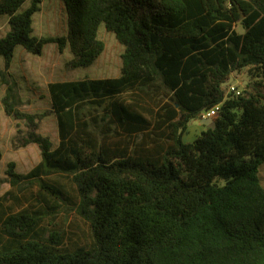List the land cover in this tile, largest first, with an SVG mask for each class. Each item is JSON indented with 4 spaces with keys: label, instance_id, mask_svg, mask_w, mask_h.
<instances>
[{
    "label": "trees",
    "instance_id": "16d2710c",
    "mask_svg": "<svg viewBox=\"0 0 264 264\" xmlns=\"http://www.w3.org/2000/svg\"><path fill=\"white\" fill-rule=\"evenodd\" d=\"M43 1L0 0L10 25L2 104L27 127L15 147L36 144L42 157L27 173L10 164V183L35 180L49 193L39 195L45 211L20 198L14 208L11 191L0 199V264H264V0H62L66 34L39 37ZM101 24L124 47L119 76L50 82L51 108L22 111L16 47L42 55L55 42L73 53L68 70L88 67L105 50ZM243 71L247 84L228 93L223 83ZM217 105L185 142L189 123ZM50 115L57 144L38 131ZM55 172L74 196L46 178ZM57 201L88 226L89 245L42 226Z\"/></svg>",
    "mask_w": 264,
    "mask_h": 264
},
{
    "label": "rangeland",
    "instance_id": "374dc122",
    "mask_svg": "<svg viewBox=\"0 0 264 264\" xmlns=\"http://www.w3.org/2000/svg\"><path fill=\"white\" fill-rule=\"evenodd\" d=\"M29 1L26 2L20 10L27 8ZM33 34L39 37H55L65 35L67 32V16L62 0H44L41 4V10L34 14ZM10 29L8 16L0 15V36H5ZM242 31V28L239 27ZM98 37L105 42V50L102 55L88 67L70 68L69 62L73 58L70 47L60 52L58 44L51 42L45 45L42 55L33 54L27 51L22 45L16 47L14 58L11 65V73L18 82V91L23 100L20 109L29 113H42L51 108V99L48 90V83L51 81L76 80L80 78H105L116 77L120 74L122 65L121 54L124 47L119 43L113 32L107 31L104 24H101L98 31ZM4 67V58L0 57V68ZM246 76L245 71L238 73ZM240 86L238 79L235 82ZM234 83V85H235ZM241 87V86H240ZM6 92V85L0 88V150L3 157L0 160V177L5 178L0 187V199L9 191L12 196L9 198V204L14 208L16 198H20L26 207H31L34 211L46 210V205L40 201L39 195L49 194L46 189L40 187L39 182L27 181L21 182L13 187L10 183L8 169L10 164H14V171L17 173H27L36 166L42 159L39 147L36 144H30L24 147H15L14 139L18 133H25L27 127L25 121L15 119L6 114L2 98ZM201 119H193L190 123L189 132L183 135L185 142H193L195 136L200 134L196 132L195 123L199 124ZM21 131V132H19ZM39 132L48 135L55 144L59 141V132L56 117L54 115L46 116L40 122ZM197 133V135H195ZM259 178L264 186V162L260 166ZM50 181H61L66 185L70 196H74L73 183L67 177L55 172L49 177ZM223 184L224 180L220 179ZM56 211L53 214H43L42 226L50 227L52 222L57 224V228L66 230L68 237L79 241L82 245H89L91 242L88 226L83 223L72 208L66 202H58ZM74 233V235H72Z\"/></svg>",
    "mask_w": 264,
    "mask_h": 264
},
{
    "label": "crops",
    "instance_id": "0c3cea01",
    "mask_svg": "<svg viewBox=\"0 0 264 264\" xmlns=\"http://www.w3.org/2000/svg\"><path fill=\"white\" fill-rule=\"evenodd\" d=\"M245 77L246 76H243V75H239V76H237V74H235V75H231V77H230V80L232 81V83L234 84L236 81H237V79H238V82L240 83H242L243 85H245V84H247V80L245 79ZM62 81H64V80H62ZM51 82H53V81H51ZM50 83V82H49ZM48 83V84H49ZM238 84H236L235 83V86H237ZM199 119H201V121H200V123L199 124H197V123H195L196 125H195V130H196V132L197 133H201L203 130H205L206 128H207V126H209L211 123L209 122V120H207V119H202L201 117L199 118ZM192 122V121H191ZM190 122V123H191ZM190 123H189V126H188V132H189V129H190ZM197 133L195 134V135H197ZM197 136H195V138H196ZM194 138V139H195Z\"/></svg>",
    "mask_w": 264,
    "mask_h": 264
},
{
    "label": "built area",
    "instance_id": "2783aa9c",
    "mask_svg": "<svg viewBox=\"0 0 264 264\" xmlns=\"http://www.w3.org/2000/svg\"><path fill=\"white\" fill-rule=\"evenodd\" d=\"M227 86H228L227 89L228 93L235 92L236 94H240V90L232 82ZM219 108H220L219 105L211 108L209 111L202 113L201 118L202 119L212 118L213 116L217 115Z\"/></svg>",
    "mask_w": 264,
    "mask_h": 264
},
{
    "label": "water",
    "instance_id": "95a60500",
    "mask_svg": "<svg viewBox=\"0 0 264 264\" xmlns=\"http://www.w3.org/2000/svg\"><path fill=\"white\" fill-rule=\"evenodd\" d=\"M231 82H232V81H231V80H229L228 82H226V83H223V85H229ZM207 120H209V122H210V123H212V122H213V118H207Z\"/></svg>",
    "mask_w": 264,
    "mask_h": 264
}]
</instances>
